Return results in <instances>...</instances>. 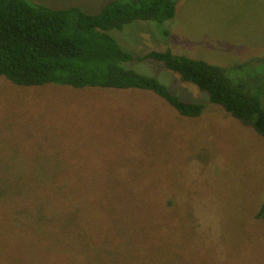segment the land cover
Listing matches in <instances>:
<instances>
[{
  "label": "rangeland",
  "instance_id": "obj_1",
  "mask_svg": "<svg viewBox=\"0 0 264 264\" xmlns=\"http://www.w3.org/2000/svg\"><path fill=\"white\" fill-rule=\"evenodd\" d=\"M165 24L166 41L150 21L113 35L136 57L169 48L264 76V0H178ZM130 65L202 113L149 90L0 76V264H264V137L162 63Z\"/></svg>",
  "mask_w": 264,
  "mask_h": 264
},
{
  "label": "trees",
  "instance_id": "obj_2",
  "mask_svg": "<svg viewBox=\"0 0 264 264\" xmlns=\"http://www.w3.org/2000/svg\"><path fill=\"white\" fill-rule=\"evenodd\" d=\"M177 2L108 0L98 12L88 13L74 5L54 8L33 0H0V76L23 86L52 83L149 90L179 115L199 116L203 101L181 99L158 78L130 65L133 60H153L264 137V108L258 94L264 76L235 73L248 62L219 65L169 48L136 57L113 35L139 21H150L166 41L170 32L165 23L175 16ZM255 217L264 220V192Z\"/></svg>",
  "mask_w": 264,
  "mask_h": 264
}]
</instances>
